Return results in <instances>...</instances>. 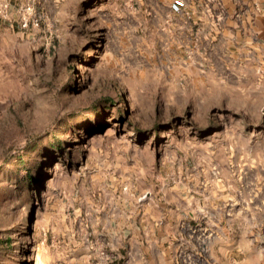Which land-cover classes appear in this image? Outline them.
<instances>
[{
  "label": "rangeland",
  "instance_id": "1",
  "mask_svg": "<svg viewBox=\"0 0 264 264\" xmlns=\"http://www.w3.org/2000/svg\"><path fill=\"white\" fill-rule=\"evenodd\" d=\"M171 1L0 0V264H264V34Z\"/></svg>",
  "mask_w": 264,
  "mask_h": 264
},
{
  "label": "crops",
  "instance_id": "2",
  "mask_svg": "<svg viewBox=\"0 0 264 264\" xmlns=\"http://www.w3.org/2000/svg\"><path fill=\"white\" fill-rule=\"evenodd\" d=\"M218 1H219V4L224 5L225 7L229 9L230 14H232V12L236 10L237 6L240 3L245 4V6L249 9L248 10V14L250 16L249 22H251V19L253 20L250 24L251 31L254 34H257V33L264 34V0H218ZM192 3H196L197 7L199 6L203 7L206 1L205 0H195ZM255 7L259 9V12L254 11ZM247 18L249 19V17Z\"/></svg>",
  "mask_w": 264,
  "mask_h": 264
},
{
  "label": "built area",
  "instance_id": "3",
  "mask_svg": "<svg viewBox=\"0 0 264 264\" xmlns=\"http://www.w3.org/2000/svg\"><path fill=\"white\" fill-rule=\"evenodd\" d=\"M187 5V0H172L170 3V9L172 12L180 14L185 10ZM27 9L31 11L32 8L28 7Z\"/></svg>",
  "mask_w": 264,
  "mask_h": 264
}]
</instances>
